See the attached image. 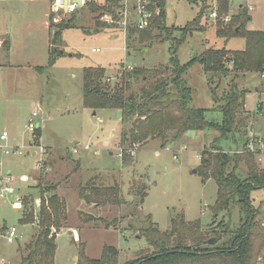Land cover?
Returning a JSON list of instances; mask_svg holds the SVG:
<instances>
[{"label": "rangeland", "instance_id": "rangeland-1", "mask_svg": "<svg viewBox=\"0 0 264 264\" xmlns=\"http://www.w3.org/2000/svg\"><path fill=\"white\" fill-rule=\"evenodd\" d=\"M86 1V6L67 13L53 9L49 0H0V133L8 131V143L20 146L23 152L3 155L0 151V175L10 174L15 188L0 199V219L6 220L8 227L21 228L20 237L10 243L0 221V264H21L22 256L27 254V244L36 235L34 231H38L35 225H19L22 211L14 205L19 195L20 199L30 195L29 206L36 212L41 193L49 186H52L50 193H57L65 201L68 219L57 234L55 264H78L83 247L86 256L98 259L105 246L116 247L117 261L124 263L155 250L142 229L154 226L167 232L173 217L184 215L188 222L199 219L207 236L214 234L213 229L222 218L229 222L231 229L238 225L237 207L232 208L231 216L222 212L212 223L218 185L213 178L204 181L195 172L205 149L213 145L233 155L236 149H245L243 144L247 141V151L253 152L258 166L264 168V77L256 72L235 79L233 73L220 77L205 73L199 63L184 77L193 90L191 105L208 109L209 121H222V113L214 109L215 101L230 89L231 80H235L238 88L248 90L241 113L239 135L242 138L238 137L237 142L233 136L221 138L216 129L190 130L179 139L170 140L166 145L169 149L160 139L148 140L124 161L120 134L122 112L113 108L94 111L84 105V69L104 67L111 83L120 85L125 75L122 72L160 68L158 72L147 73L146 78L145 75L132 78V88L127 94H137L143 86L167 76L161 70L169 62L170 47L175 41L166 40V32L152 24L147 31L154 38L144 36L140 41L145 29H139L134 22L125 24L119 18L123 0L105 1L112 5L117 18L109 13L98 17L100 11H92L91 0ZM219 2L166 0L165 24L179 28L192 22L205 5L201 19L204 30L187 34L177 51L181 63L208 48L240 50L246 47L244 38L225 42L216 35L218 20L212 21L209 13L219 7ZM241 5L254 6L253 10L248 8L251 20L247 28L264 30V0L237 1L230 5L228 15L237 14ZM153 10L154 16H158L160 10L155 6ZM50 13L56 24L53 31L59 30L57 25L62 22L70 24L56 41L48 24ZM174 37L181 38L182 32L175 31ZM7 38L9 50L2 46ZM60 49L64 53H59ZM35 111H39L34 123L40 127L41 140L38 136L32 138L29 129V119ZM39 145L46 148L43 157L36 147ZM239 172L245 177L244 163ZM24 176L27 181L23 180ZM102 182V186L120 185L121 203L87 202L85 195ZM142 198L144 201L140 203ZM250 200L258 209L260 228L254 238L251 264H264V189L252 190ZM148 215L151 221L147 220Z\"/></svg>", "mask_w": 264, "mask_h": 264}, {"label": "trees", "instance_id": "trees-1", "mask_svg": "<svg viewBox=\"0 0 264 264\" xmlns=\"http://www.w3.org/2000/svg\"><path fill=\"white\" fill-rule=\"evenodd\" d=\"M53 0H50L52 2ZM159 7L158 16H154L152 25L161 32H166V40H174L172 43L171 57L167 65L162 66L161 72L167 76H160L155 81L148 83L140 89L139 93H128L132 88L131 80L134 77L145 75L160 68H135L131 72H122L121 84L111 83L106 76L104 67H87L84 69V105L96 111L97 109L113 108L122 112L121 138L123 147L122 159L125 161L131 157L130 150L141 147L148 140H162V145L179 139L190 130L203 131L216 129L220 137L229 139L242 138L240 127L241 113L245 105L248 90L240 89L235 80H231L230 89L225 95L215 101V108L222 113V121H209L208 109L191 105L193 90L188 85L185 75L189 69L199 63L205 73H212L220 77H228L234 74V79L249 72L264 74V30H249L248 22L251 20L249 9L243 5L239 12L231 16V20L224 22L223 17L230 12V2L220 0L218 7V37L226 40L232 38H244L246 47L240 50L223 48H208L200 55L181 63L177 57L179 46L187 38V34L194 31H202L201 19L203 10L196 18L184 27L168 26L165 24L166 0H151ZM205 2V0H203ZM91 0L89 5L94 12L100 11V16L109 13L117 18L112 5ZM54 15L50 13L49 28L56 41L62 34V30L70 28L69 23H60L59 30L53 31L56 25L53 23ZM151 27V26H150ZM148 27V28H150ZM142 30L144 36L154 38L148 30ZM133 30V29H130ZM175 31H181L182 37L176 39ZM191 32V33H190ZM162 35V34H160ZM54 42L51 46H54ZM2 46L10 49L9 38L5 39ZM59 53H64L61 49ZM50 50V56H52ZM231 65V66H229ZM43 70V67H36ZM124 71V70H123ZM262 109V104L259 105ZM35 135L41 137V130H36ZM237 137V139H236ZM125 144L128 146L125 147ZM168 146H166L167 148ZM248 142L243 144L242 151L236 149L233 155L219 147L211 145L201 154V163L197 168L203 180L213 178L217 185V199L213 207L214 221L224 212L231 216L233 207L238 209L239 222L234 228H230L229 222L222 218L214 227V234L207 236L202 231V223L199 219L188 222L184 215L173 217L171 229L162 232L154 226L142 229L143 236L148 243L155 248L151 254L119 263L117 257L119 250L113 246H105L102 256L98 259L89 258L85 254L84 247L80 249L78 264H251L254 254V238L259 228L257 222L258 209L252 205L250 193L255 189H264V168H260L254 153L249 149ZM246 165L245 177L239 172L242 164ZM52 186L43 190L40 197L39 211L30 207L28 197L22 199L24 207L23 216L19 220L21 225L34 224L37 233L27 244V254L21 259V264H55L56 238L64 222L68 219L65 201L57 194L50 193ZM120 185L93 186L91 192L85 195L87 202L95 204H118L122 202ZM46 194V196H45ZM144 198L140 203H143ZM151 215L147 220L151 221ZM214 238L213 242L210 240Z\"/></svg>", "mask_w": 264, "mask_h": 264}, {"label": "built area", "instance_id": "built-area-1", "mask_svg": "<svg viewBox=\"0 0 264 264\" xmlns=\"http://www.w3.org/2000/svg\"><path fill=\"white\" fill-rule=\"evenodd\" d=\"M95 1L104 2L106 0H95ZM228 1L230 2V4H233L241 0H228ZM52 4H53V9H55L56 11L62 10V11H66L67 13H72L76 11L78 8L86 6L87 1L86 0H53ZM123 6L124 7L122 8V10H120L118 13L119 18L121 19L122 17L123 22H125V24H128V22H134L139 29H146L150 27L153 22V18H154L153 7L155 6L157 9H159L157 3H152L151 0H123ZM248 8L250 10L254 9L252 5L250 6L248 5ZM209 17L214 22L218 20L219 18L218 6L215 7L214 10H212L209 13ZM223 20L224 22H229L231 20V15H225L223 17ZM93 51H99V49L94 48ZM129 69H133V68L129 67ZM262 76L264 77V74ZM38 114H39V111L33 112L32 116L29 119V129L32 131V138L37 137L35 135V132L36 130H38V128H40L34 123V118L37 117ZM8 137H9L8 131L5 130L0 133L1 153L3 155L23 154L22 150L20 149V146H13V145H10V142L8 143ZM40 140H41V137H40ZM36 147L40 148L41 157H43L46 152V148L42 145H39ZM166 149H169V147H167ZM76 151L77 150L74 149V152ZM130 153L134 154L135 150L134 149L130 150ZM174 158H177V156H174ZM13 181H14V178L10 174L0 175V199L6 197L8 194L14 191ZM18 231L19 230L16 226H12L7 231V241L10 243L14 242L15 239H17L19 236Z\"/></svg>", "mask_w": 264, "mask_h": 264}, {"label": "crops", "instance_id": "crops-1", "mask_svg": "<svg viewBox=\"0 0 264 264\" xmlns=\"http://www.w3.org/2000/svg\"><path fill=\"white\" fill-rule=\"evenodd\" d=\"M31 1H35V0H31ZM50 1V0H49ZM253 6V5H252ZM254 7V6H253ZM49 16H50V14H49ZM49 24V23H48ZM217 35V34H216ZM221 38V37H220ZM225 42H226V39H225ZM94 49V48H93ZM229 66H231V65H229ZM245 76V75H244ZM239 77V76H238ZM237 77V78H238ZM121 111V110H120ZM94 114H96V112H94ZM5 131V130H4ZM41 137H42V135H41ZM158 153V152H157ZM51 168V167H50ZM33 178V177H32ZM27 179V177L26 176H24L23 177V180H26ZM28 180H30V178H28ZM27 181V180H26ZM103 183V182H102ZM99 184L100 186H102L103 184ZM29 187H30V185H29ZM28 187V189H27V191L30 189ZM17 188V187H16ZM15 189V188H14ZM20 189V188H19ZM17 208H20L21 209V211H22V215H21V217H19V219L18 220H20L21 218H22V216H23V209H22V207H23V204H22V198L20 199V195H19V197H18V200L16 201V203L14 204ZM0 221L1 222H3L4 223V227H5V231L7 232L11 227H8L7 226V224H6V220H1L0 219ZM19 225H20V223H19ZM18 225V226H19ZM32 225V224H31ZM34 225V224H33ZM13 226H16V225H13ZM21 226H30V224L29 225H21ZM18 228V234H19V236L18 237H20V234H21V228L20 227H17ZM33 234H36V232L34 231V233ZM18 239V238H17Z\"/></svg>", "mask_w": 264, "mask_h": 264}, {"label": "water", "instance_id": "water-1", "mask_svg": "<svg viewBox=\"0 0 264 264\" xmlns=\"http://www.w3.org/2000/svg\"><path fill=\"white\" fill-rule=\"evenodd\" d=\"M79 3H80V1H79ZM197 170H195V172H196ZM103 184V183H102ZM214 241V238H212L211 240H210V242H213Z\"/></svg>", "mask_w": 264, "mask_h": 264}]
</instances>
